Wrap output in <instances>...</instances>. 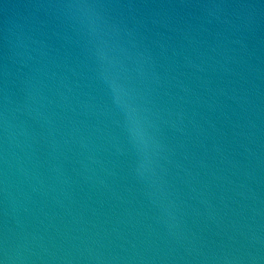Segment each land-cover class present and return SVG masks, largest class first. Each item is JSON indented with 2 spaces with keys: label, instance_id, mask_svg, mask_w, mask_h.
<instances>
[{
  "label": "water",
  "instance_id": "1",
  "mask_svg": "<svg viewBox=\"0 0 264 264\" xmlns=\"http://www.w3.org/2000/svg\"><path fill=\"white\" fill-rule=\"evenodd\" d=\"M0 264H264V0H0Z\"/></svg>",
  "mask_w": 264,
  "mask_h": 264
}]
</instances>
